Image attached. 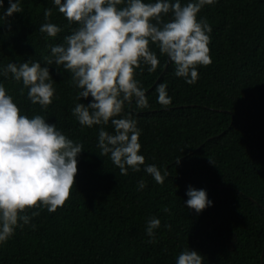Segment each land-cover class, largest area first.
<instances>
[{"label": "trees", "instance_id": "trees-1", "mask_svg": "<svg viewBox=\"0 0 264 264\" xmlns=\"http://www.w3.org/2000/svg\"><path fill=\"white\" fill-rule=\"evenodd\" d=\"M2 4L0 16L9 7L8 0ZM21 7L0 21L11 25L0 26V69L28 60L45 67L49 46L70 34L52 0H21ZM46 8L53 13L47 22L63 29L55 38L39 32ZM197 18L212 27L211 65L198 67V80L189 85L151 46L161 66L153 73L137 69L135 77L149 107L133 102L124 109L141 130L145 165L168 172L162 185L143 166L121 176L110 156H100V126L82 127L72 115L75 103L91 98L74 99L79 90L62 66H48L55 95L43 111L27 99V89L18 94L22 82L0 75L22 115H42L83 145L70 198L53 213L41 210L0 244V264H176L185 248L202 255L204 264H264V0H217ZM159 83L172 98L166 108L157 102ZM105 130L113 132L111 125ZM141 179L146 186L138 190ZM189 186L205 190L211 206L199 214L188 209ZM152 216L161 226L149 243Z\"/></svg>", "mask_w": 264, "mask_h": 264}, {"label": "clouds", "instance_id": "clouds-1", "mask_svg": "<svg viewBox=\"0 0 264 264\" xmlns=\"http://www.w3.org/2000/svg\"><path fill=\"white\" fill-rule=\"evenodd\" d=\"M216 2L52 0L66 20L70 34L63 38L62 44L49 46L45 67L29 60L20 64L10 62L0 69V75L8 78L11 74L14 82H22L18 94L23 96L27 89V99L43 111L52 104L55 95L48 66H62L79 90L74 99L91 98L88 104L75 103L72 115L82 127L100 126L97 141L100 156H110L121 176H127L129 170L139 173L143 166V171L162 185L168 172L162 174L155 164L145 165V157L139 154L141 130L137 120L130 113L125 114L124 109L133 102L139 109L149 107L145 89L135 77L137 69L143 73L146 67L153 73L161 66L153 45L174 65L176 77L189 85L196 83L198 67L212 63L209 48L212 27L206 18L197 17L205 6ZM8 3L0 21L23 11L21 0H8ZM52 14V9L46 8V22L39 27V32L48 38H55L63 31L47 22ZM5 25L10 29L9 22ZM155 91L160 105L166 108L171 104L166 83H159ZM108 125L112 133L105 130ZM82 151L81 143L69 139L56 124L47 123L44 116L22 115L0 83V244L11 239L17 228L29 225L41 210L53 213L66 203L75 185L78 156ZM145 186L141 179L138 190ZM186 196V207L197 214L211 206L203 189L189 186ZM163 211L170 213L168 207ZM160 226V219L148 218L149 243L155 242L151 238ZM31 227L34 230L36 226ZM165 227L171 230L170 224ZM176 264H204V257L185 248L178 254Z\"/></svg>", "mask_w": 264, "mask_h": 264}, {"label": "water", "instance_id": "water-1", "mask_svg": "<svg viewBox=\"0 0 264 264\" xmlns=\"http://www.w3.org/2000/svg\"><path fill=\"white\" fill-rule=\"evenodd\" d=\"M263 254H264V252H263ZM263 254H262V258H263Z\"/></svg>", "mask_w": 264, "mask_h": 264}]
</instances>
